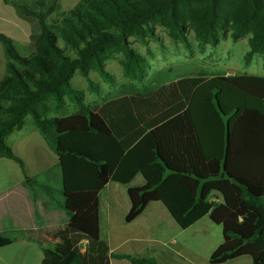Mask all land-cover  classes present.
<instances>
[{"label": "trees", "instance_id": "16d2710c", "mask_svg": "<svg viewBox=\"0 0 264 264\" xmlns=\"http://www.w3.org/2000/svg\"><path fill=\"white\" fill-rule=\"evenodd\" d=\"M3 1L33 20L36 30L27 55L0 34L5 59L0 157L23 168L5 138L28 115L57 155L63 197L59 210L50 214L54 224L26 228L20 235L40 245L46 258L69 254L63 264H108L109 256L158 264L151 257L108 254L98 228L97 193L110 180L126 189L125 222L149 201H160L181 229L207 215L222 232L210 264L243 256L264 264L263 86L197 73L141 84L140 91L130 87L129 95L120 88L106 102L86 105L82 91L70 82L78 72L96 89L89 72L109 80L105 61L117 52L123 55L122 73L140 82L145 61L127 38L152 34L155 21L184 47L188 27L199 39L215 43L226 26L235 40L251 25V52L264 50V0H239L241 5L230 10L222 0H77L59 12V0ZM52 12L54 18L46 22ZM66 98L74 106L70 112L64 111ZM135 174L142 183L130 185ZM31 181L24 176V183ZM80 239L86 240L83 252ZM12 240L0 232V246Z\"/></svg>", "mask_w": 264, "mask_h": 264}, {"label": "crops", "instance_id": "0c3cea01", "mask_svg": "<svg viewBox=\"0 0 264 264\" xmlns=\"http://www.w3.org/2000/svg\"><path fill=\"white\" fill-rule=\"evenodd\" d=\"M35 30L33 20L20 17L12 5L0 0V34L10 38L16 50L22 48L29 53L30 34ZM4 62L0 43V78L4 74ZM141 84L127 87L126 95H129L130 87L140 91ZM96 86V89L89 88L86 83L85 89L90 95L87 98L83 95L84 104L100 105L115 97L116 91L111 92V87L104 86L106 93L101 95L98 94L101 87ZM77 88L82 91V86ZM71 105L69 98H66L64 111L70 112ZM140 113L144 118V113ZM26 117L22 127L11 131L5 138L13 154L21 159L23 168L11 159L0 157V232L13 237L12 242L0 246V250L17 248L13 255L0 256V264H63L69 260V254L64 259L46 258L40 245L20 235L26 228L54 224L56 219H50V214L59 210L63 202L59 192L61 177L57 155ZM24 176L33 181L24 183ZM141 183L140 174H135L130 181V185ZM129 207L125 187L114 181L108 180L97 193L98 228L100 236L106 241L108 254L151 257L158 264H210L208 257L222 240L220 224L204 215L181 229L160 201H149L132 220L125 222ZM85 244L84 239L78 241L77 245H82L80 252L84 251ZM25 249H35L36 254L25 252ZM108 264L130 263L125 258L109 256ZM221 264L251 262L249 258L240 257Z\"/></svg>", "mask_w": 264, "mask_h": 264}, {"label": "rangeland", "instance_id": "374dc122", "mask_svg": "<svg viewBox=\"0 0 264 264\" xmlns=\"http://www.w3.org/2000/svg\"><path fill=\"white\" fill-rule=\"evenodd\" d=\"M76 1L59 0L58 12L73 7ZM222 1L226 2L229 10L234 5H241L239 0ZM54 16L55 12H52L46 17V22H50ZM152 23V34L130 35L127 38L131 48L145 61L141 81L138 82L137 79L122 73L120 62L123 60V55L117 52L105 61V69L111 76L109 80H104L93 70L89 72L90 79L101 87L98 94L104 95L106 93L104 86L111 87V92H115L120 88L126 90L132 85L137 86L141 83L145 86L162 84L178 77L197 73L204 75L224 74L240 81L253 82L264 87V50L251 52L248 43L252 34L251 25H249L247 32L235 40L230 36L231 29L226 26L219 31L215 43L199 39L193 28L188 27L185 33L188 46L184 47L179 40H174L169 36L165 26L157 21ZM17 50L21 55L28 54L26 49L19 48ZM71 81L76 87L82 86V96L87 98L90 95V92L85 89V79L78 72H74ZM73 109L72 104L70 111ZM26 118L30 119L29 117ZM1 172L0 167V174ZM78 248L82 249V245H79ZM16 252L17 248L7 251L0 250V256L13 255ZM25 252L36 254L35 249H25ZM241 258L248 259L247 256Z\"/></svg>", "mask_w": 264, "mask_h": 264}]
</instances>
